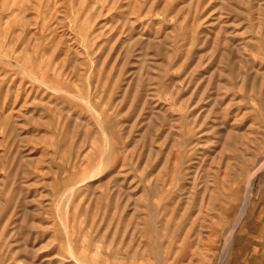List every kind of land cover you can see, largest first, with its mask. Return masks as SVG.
<instances>
[{
	"label": "rangeland",
	"instance_id": "rangeland-1",
	"mask_svg": "<svg viewBox=\"0 0 264 264\" xmlns=\"http://www.w3.org/2000/svg\"><path fill=\"white\" fill-rule=\"evenodd\" d=\"M0 264H264V0H0Z\"/></svg>",
	"mask_w": 264,
	"mask_h": 264
},
{
	"label": "bare ground",
	"instance_id": "bare-ground-1",
	"mask_svg": "<svg viewBox=\"0 0 264 264\" xmlns=\"http://www.w3.org/2000/svg\"><path fill=\"white\" fill-rule=\"evenodd\" d=\"M52 85V84H51Z\"/></svg>",
	"mask_w": 264,
	"mask_h": 264
}]
</instances>
